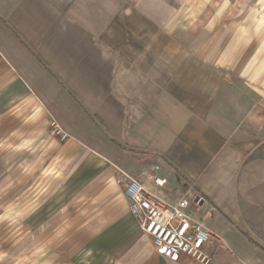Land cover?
Wrapping results in <instances>:
<instances>
[{"label":"crops","instance_id":"0c3cea01","mask_svg":"<svg viewBox=\"0 0 264 264\" xmlns=\"http://www.w3.org/2000/svg\"><path fill=\"white\" fill-rule=\"evenodd\" d=\"M178 1L0 0V264H198L156 252L117 182L155 166L168 202L204 197L209 264H264V15Z\"/></svg>","mask_w":264,"mask_h":264},{"label":"built area","instance_id":"2783aa9c","mask_svg":"<svg viewBox=\"0 0 264 264\" xmlns=\"http://www.w3.org/2000/svg\"><path fill=\"white\" fill-rule=\"evenodd\" d=\"M49 126L60 142L68 139V134L54 118H51ZM119 172L117 182L129 200L141 231L150 237L158 254L169 260L185 256L198 264H209L213 252L225 245L223 238L199 216L205 199L192 186L185 188L180 198L171 203L145 184L146 181L156 187L166 184L167 179L159 175L158 166L151 171L143 170L141 178ZM213 213V209H209L208 216H213Z\"/></svg>","mask_w":264,"mask_h":264},{"label":"rangeland","instance_id":"374dc122","mask_svg":"<svg viewBox=\"0 0 264 264\" xmlns=\"http://www.w3.org/2000/svg\"><path fill=\"white\" fill-rule=\"evenodd\" d=\"M178 2L179 5L177 7L190 14L201 13V10L205 12L211 6L209 5L211 0H181V2L179 0ZM212 12H214V19H216V15H218L217 19L220 20V23H234L235 26L238 27L245 23L244 14L253 13L258 16L264 15V0H223V3L218 4ZM227 14H230L229 21L224 19L228 18L226 17ZM263 17L264 16L261 18ZM232 18H235V20ZM260 22L264 23V21H249L248 23H251L254 27Z\"/></svg>","mask_w":264,"mask_h":264}]
</instances>
